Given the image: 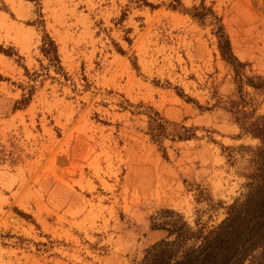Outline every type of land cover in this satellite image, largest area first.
Masks as SVG:
<instances>
[{"label":"rangeland","instance_id":"obj_1","mask_svg":"<svg viewBox=\"0 0 264 264\" xmlns=\"http://www.w3.org/2000/svg\"><path fill=\"white\" fill-rule=\"evenodd\" d=\"M179 2L0 0V264H141L172 241L154 226L180 220L209 236L186 245L203 264L242 263L257 169L246 148L259 141L223 109L232 71L185 10L211 8L246 74L264 77V0ZM46 35L60 74L40 52ZM245 91L264 116V90ZM149 108L193 138L159 149Z\"/></svg>","mask_w":264,"mask_h":264},{"label":"trees","instance_id":"obj_2","mask_svg":"<svg viewBox=\"0 0 264 264\" xmlns=\"http://www.w3.org/2000/svg\"><path fill=\"white\" fill-rule=\"evenodd\" d=\"M36 2L38 0H29ZM176 5L171 6V9L177 10L180 5L179 0H174ZM192 19L205 24L212 28L217 41V49L221 60L231 69L233 84L236 87L235 98L223 103V109L231 116L232 120L239 127L243 136H249L252 139L259 141V146L252 150L246 148L253 154L252 163L257 166V169L252 175L247 176L249 181L246 188L249 190L245 195V201L241 203L243 213H245L243 222V240L240 243L242 246V263L248 264H264V259L254 257L252 254L258 245L261 249V257L264 255V116L256 115L255 101L249 98V94L245 91L246 88L254 92L264 90V77L258 75L248 76L246 74L247 65L237 59L234 55L227 35L223 26L222 20L204 4L195 7L191 10H185ZM0 52L6 54L0 48ZM40 52L44 58L48 60V69H54L56 74L62 72L58 47L47 35L42 41ZM32 94L24 95L22 100L16 103L15 110L23 109L28 106L31 101ZM192 101V100H188ZM148 129L147 135L150 136L153 143L159 149H162L163 142L167 139L171 141H186L193 138V135H187L189 130L181 127L183 134H179V125L173 122H168L162 118L157 112L149 108ZM241 149H244L241 147ZM234 209V207H232ZM232 208L230 210H232ZM239 209V208H238ZM232 214L225 220L221 226L232 222ZM222 228V227H220ZM155 230H163L167 233V240L161 241L148 249L141 264H152L155 255H166L165 264H203L204 259L200 260L195 257L196 252L189 254L191 249L186 250V245L194 241H204L201 249L205 248L209 236H202L199 231L194 232L185 222H163L154 226ZM220 230V229H218ZM237 232V231H235ZM239 239V238H238ZM239 241V240H238ZM199 249V248H198ZM197 249V250H198ZM208 251L205 256L208 255ZM164 255V256H165Z\"/></svg>","mask_w":264,"mask_h":264}]
</instances>
